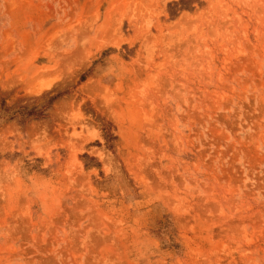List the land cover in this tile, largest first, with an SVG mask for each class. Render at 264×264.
I'll list each match as a JSON object with an SVG mask.
<instances>
[{
  "label": "rangeland",
  "instance_id": "rangeland-1",
  "mask_svg": "<svg viewBox=\"0 0 264 264\" xmlns=\"http://www.w3.org/2000/svg\"><path fill=\"white\" fill-rule=\"evenodd\" d=\"M0 264H264V0H0Z\"/></svg>",
  "mask_w": 264,
  "mask_h": 264
},
{
  "label": "trees",
  "instance_id": "trees-1",
  "mask_svg": "<svg viewBox=\"0 0 264 264\" xmlns=\"http://www.w3.org/2000/svg\"><path fill=\"white\" fill-rule=\"evenodd\" d=\"M27 114L28 116H41L43 115V113L41 111H33L32 109L31 110H28L27 111Z\"/></svg>",
  "mask_w": 264,
  "mask_h": 264
}]
</instances>
